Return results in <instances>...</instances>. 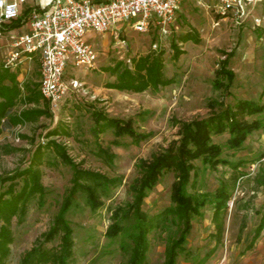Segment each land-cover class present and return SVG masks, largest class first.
Returning a JSON list of instances; mask_svg holds the SVG:
<instances>
[{"label":"rangeland","instance_id":"obj_1","mask_svg":"<svg viewBox=\"0 0 264 264\" xmlns=\"http://www.w3.org/2000/svg\"><path fill=\"white\" fill-rule=\"evenodd\" d=\"M214 3V0H182L171 22L163 27L151 23L145 31H137L126 25L127 29L120 30L121 42L117 46L113 45L115 39L109 31L89 33L90 41L98 45V57L91 67L68 66L66 78H76L79 86L68 90L64 103L51 109L40 94L37 102L21 98L11 107L10 115L35 107L45 112L16 124L1 119L2 198L9 199L18 192L24 178H30L29 171L19 173L33 162L41 186L16 201L8 224L10 241L5 264H18L28 249L42 241L50 251L59 247L61 229L48 241H44V236L71 186V167L50 141L62 146L79 168L118 179L95 210L84 207L65 213L73 239L68 264H123L119 236L111 239L106 230L113 208L131 199L128 187L139 174L136 167L139 159L150 160L168 150L181 152L177 147L183 122L217 114H233L238 121L264 118V0H257L248 14L240 18L218 13ZM256 17L260 18L258 22L254 21ZM151 52L160 55L163 75L171 81L141 91L108 86L116 79L111 67L120 65V70L126 67L133 71L134 60ZM225 58L234 77L229 87L215 88V78L226 82L224 75L216 73ZM39 75L36 60L28 81L38 83ZM2 84L5 85L3 81ZM21 84L28 82L23 80ZM239 100L250 101L262 110L247 113L238 107ZM98 113L129 120L135 130L148 136L133 142L126 134L113 132L110 126L97 128ZM207 134L210 142L223 144L220 157L230 163L209 165L203 164L200 157L189 159L194 166L189 172L187 190L213 193L224 180L231 185V195L221 215L219 238L211 203L206 202L199 214H193L176 264H264V228L252 246L247 247L264 214V128L250 131L235 149L225 145L229 136L226 124L208 130ZM106 154L113 155L111 161L105 160ZM235 162L238 166L233 171L231 164ZM174 181L175 172L163 169L143 198L142 210L152 215L173 204ZM178 229L170 224L147 232L146 264H163L165 238Z\"/></svg>","mask_w":264,"mask_h":264},{"label":"trees","instance_id":"obj_2","mask_svg":"<svg viewBox=\"0 0 264 264\" xmlns=\"http://www.w3.org/2000/svg\"><path fill=\"white\" fill-rule=\"evenodd\" d=\"M29 9L30 7L26 9L25 13ZM18 23V21H11L4 28H11ZM174 51L173 56L176 58L178 51L177 49ZM227 60L228 58L222 59L220 67L216 71L218 75L225 76L226 82L221 83L215 78L213 83L215 88L221 86L229 87L231 84L234 72L226 67ZM162 64L160 55H155L151 52L134 60L133 71L126 67L120 70V65L111 67L110 70L116 73V79L109 83L108 86L133 91H141L146 88L156 89L160 83L166 84L171 81V79H167L163 75ZM5 78H10L12 83L3 85L2 81ZM0 85V132L2 130V118H5L9 124H16L30 119L33 114L45 112L43 109L35 107L22 109L15 115L9 114L11 107L21 98L26 102L38 101L40 92L37 90V83L33 85L34 87H30L29 84L23 85V89L28 91L27 94H23L18 83L14 81L13 74L8 73L3 68L2 70L0 69ZM238 107L244 108L247 113H255L262 110L261 106H254L252 102L247 100H239ZM144 112H141V114ZM95 123L97 128L99 126H110L113 132L119 135L126 134L133 142H138L148 136V133L135 130L129 120L107 117L98 113ZM225 124L229 133L225 145L235 149L239 148L250 131L264 128V118L238 121L233 114H217L183 122L181 126L182 138L177 147L181 152L168 150L154 155L150 160L139 159L136 163L139 174L134 177L128 187L131 192V199L113 208L111 222L106 230V235L111 239L119 236L118 247L125 258L123 264H146L147 232L154 228H167L170 224L177 225L179 229L175 234L168 233L165 238L163 264H176V256L183 249V243L191 228V218L194 213H200V207L206 202L212 204V220L215 223V233L217 238L220 237L222 231L221 215L226 207V201L231 195L230 183L222 180L213 193H208L189 192L187 190V182L190 169L194 166L189 159L200 157V161L203 164L209 165L220 161L230 163L227 159L220 157L223 144L210 142L207 134L208 130L221 128ZM50 143L53 144L63 161L71 167V186L63 197L59 210L54 217L52 227L44 236V241H48L61 229L59 247L54 251H50L49 248L43 246V241L39 242L24 253L18 264H42L48 260H51L52 264H68V259L72 252L73 239L72 227L65 219V213L69 210H81L84 207H88L91 211L95 210L101 205V198L109 196L111 188L116 185L118 180L117 178L108 177L100 171L79 168L65 153L62 146L54 141H50ZM189 144L192 145L193 149L188 147ZM102 151L104 153V150ZM112 156V154H106L105 160L107 162L111 161ZM32 164L34 162L26 170L19 173L23 174L29 171L30 178H24V182L16 194L11 195L9 199L2 198V194H0V220H4L0 223V264H5L4 258L9 251L7 245L10 241L8 224L11 215L16 209V201L24 199L27 193H31L36 188L41 189L36 180V172ZM231 165L234 171L237 169L238 162ZM163 169H172L175 172V181L173 183L174 202L162 210L148 215L142 210L141 203L148 191L156 183ZM29 180L31 182L30 185ZM262 228H264V214H261L247 247L252 246Z\"/></svg>","mask_w":264,"mask_h":264},{"label":"built area","instance_id":"obj_3","mask_svg":"<svg viewBox=\"0 0 264 264\" xmlns=\"http://www.w3.org/2000/svg\"><path fill=\"white\" fill-rule=\"evenodd\" d=\"M26 0H4L0 4V29L19 17ZM182 0H39L25 16L28 30L11 41L2 67L14 69L24 60L38 57V90L51 109L64 103L69 89L77 88L76 78H66L68 66H93L99 50L88 33L114 32L126 24L145 31L151 23L163 27L171 22ZM257 0H214L216 11L240 18ZM11 11L12 15L8 13ZM260 18H254L258 22Z\"/></svg>","mask_w":264,"mask_h":264},{"label":"crops","instance_id":"obj_4","mask_svg":"<svg viewBox=\"0 0 264 264\" xmlns=\"http://www.w3.org/2000/svg\"><path fill=\"white\" fill-rule=\"evenodd\" d=\"M38 1L39 0H26L23 3H21L19 6V11H20L19 17L17 19L12 20V21H18L19 23L16 26H13L11 28H4V26H7V24L11 23V21H9V22H5L3 24V26L1 27V29H0V69L1 70L3 69L2 60L5 57L6 53L9 51V49L11 48V41H12L13 37H16V36L26 32L28 30V24L25 20V16L27 14V13H25L26 9H28L32 5H35ZM127 27H129V26L127 25ZM123 29H127L126 24H120L118 26V29H117L118 37L120 35L119 34L120 30H123ZM110 34H111L112 39L114 40V37H113L114 32H110ZM87 37H88V35H87ZM90 38L88 37L89 40H90ZM103 42H104V40H102V43ZM114 42L115 41L112 42L114 46H117V44H119V43H114ZM95 45L98 48V45L97 44H95ZM36 60L38 61V57L36 55H34L31 60H24L20 65H18L14 69H6L11 74L15 73V76H14L15 80L14 81H16L18 83V85L22 91L24 90L23 84H21V82L23 80L25 82H28L30 87H34L33 86L34 84L32 82L30 83L28 81V79H29L28 77L32 78V71L34 70V63ZM38 71H39V69H38ZM3 82L5 85H10L12 83V80L10 78H5L3 80ZM37 90H38V85H37ZM24 91H25L24 93H26V94L28 93L27 90H24Z\"/></svg>","mask_w":264,"mask_h":264},{"label":"clouds","instance_id":"obj_5","mask_svg":"<svg viewBox=\"0 0 264 264\" xmlns=\"http://www.w3.org/2000/svg\"><path fill=\"white\" fill-rule=\"evenodd\" d=\"M4 0H0V4H3ZM9 15H12L11 11L8 13Z\"/></svg>","mask_w":264,"mask_h":264}]
</instances>
